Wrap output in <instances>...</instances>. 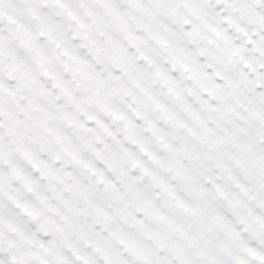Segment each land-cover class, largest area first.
Returning a JSON list of instances; mask_svg holds the SVG:
<instances>
[{"label":"clouds","instance_id":"obj_1","mask_svg":"<svg viewBox=\"0 0 264 264\" xmlns=\"http://www.w3.org/2000/svg\"><path fill=\"white\" fill-rule=\"evenodd\" d=\"M0 264H264V0H0Z\"/></svg>","mask_w":264,"mask_h":264}]
</instances>
